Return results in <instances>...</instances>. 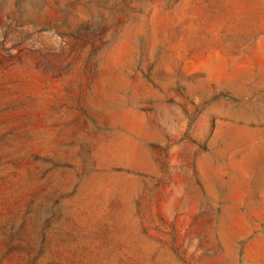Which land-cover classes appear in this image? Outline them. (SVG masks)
Returning <instances> with one entry per match:
<instances>
[{
    "label": "rangeland",
    "instance_id": "1",
    "mask_svg": "<svg viewBox=\"0 0 264 264\" xmlns=\"http://www.w3.org/2000/svg\"><path fill=\"white\" fill-rule=\"evenodd\" d=\"M0 264H264V0H0Z\"/></svg>",
    "mask_w": 264,
    "mask_h": 264
},
{
    "label": "bare ground",
    "instance_id": "2",
    "mask_svg": "<svg viewBox=\"0 0 264 264\" xmlns=\"http://www.w3.org/2000/svg\"><path fill=\"white\" fill-rule=\"evenodd\" d=\"M126 149L128 150V148H126ZM131 152H132V151H131ZM134 152H135V151H134ZM137 155H138V154H137ZM137 157H138V156H137ZM140 159H141V158H140ZM140 159H139V160H140Z\"/></svg>",
    "mask_w": 264,
    "mask_h": 264
}]
</instances>
